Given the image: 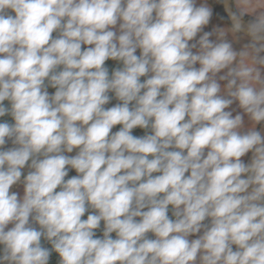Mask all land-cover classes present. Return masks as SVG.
I'll return each instance as SVG.
<instances>
[{
    "label": "clouds",
    "instance_id": "1",
    "mask_svg": "<svg viewBox=\"0 0 264 264\" xmlns=\"http://www.w3.org/2000/svg\"><path fill=\"white\" fill-rule=\"evenodd\" d=\"M238 6L239 50L197 0H0V264H264V2Z\"/></svg>",
    "mask_w": 264,
    "mask_h": 264
},
{
    "label": "crops",
    "instance_id": "2",
    "mask_svg": "<svg viewBox=\"0 0 264 264\" xmlns=\"http://www.w3.org/2000/svg\"><path fill=\"white\" fill-rule=\"evenodd\" d=\"M206 3L204 0H197V3ZM262 2H264V0H262ZM206 5L211 8V6L206 3ZM232 6L234 8V10L237 12V13H240V8L238 6V0H232ZM262 9H257V11H260ZM256 13L255 12H252V11H249L247 12L246 14H244L243 16L248 18V19H251L253 20L254 17H255ZM213 28H219V29H222L225 33H226V37L229 41H231L233 43V46L235 48H237V50H239L246 42H247V39L248 37H246L245 35L239 33V32H234L232 30V26L229 27V25L227 24H224V23H221L219 21H216L215 19H213V16L211 18V22L208 26H206L205 28V31H209V30H212ZM213 39H215V37H212ZM139 54V50H138V53ZM106 67H108L109 69V73L111 74L112 70L116 67H120L121 65L117 62V61H113V60H108L106 61ZM49 93L52 94L55 92V89L54 88H49L48 89ZM5 106L6 107H10L9 105V102L8 101H5ZM105 107H112V106H105ZM232 107H236V105H233ZM239 111V109H238ZM235 114V113H234ZM245 120L247 122V117H245ZM7 121L8 123H14V121L12 120L11 116L9 115H6L4 117H0V122H5ZM261 126H257V128L259 129ZM120 128L118 126H115L112 131L113 132H116L118 131ZM8 144V143H7ZM6 144V145H7ZM6 145L4 146L6 148ZM78 150L74 149L72 153H65V155H68V156H74L76 155ZM250 158H251V153L247 154L245 157H243L242 159L247 163V162H250ZM30 163V161H29ZM28 171H30V169L26 166L24 169H23V174L24 175H27ZM21 179L23 180V176L21 177ZM59 190V189H58ZM10 191H13V192H17L19 194V197L22 198L23 197V194H24V186L22 183L20 184H17V185H14ZM169 216L171 218L174 219V217H172V213L171 211L169 212ZM12 225H9V227H11ZM38 227V226H37ZM202 234V233H200ZM200 234H197L196 236H191L189 237V239H195L198 237V235ZM154 238V237H153ZM42 244H46L48 245L50 248H51V245L48 244L46 241H43L42 240ZM55 255L58 256L57 253L53 252Z\"/></svg>",
    "mask_w": 264,
    "mask_h": 264
},
{
    "label": "built area",
    "instance_id": "3",
    "mask_svg": "<svg viewBox=\"0 0 264 264\" xmlns=\"http://www.w3.org/2000/svg\"><path fill=\"white\" fill-rule=\"evenodd\" d=\"M53 35L55 36L56 34L54 33ZM141 79L143 80L144 78H141ZM110 96L113 97L111 100H113L115 103H119V101H117V100L114 98V94L111 93ZM117 126H118L119 128L121 127L120 125H117ZM132 134L135 135V136H143V135H145V130H144V129H140V128H136V129L133 130V133H132ZM11 147H14V145L12 144L11 141H8V144L6 145V148H5V149H7V148H11ZM69 178H71V177H70V173L68 174L67 177H65V180H67V179H69ZM91 211H92V210L89 209V212H91ZM89 212H86V213H85V216L83 217V219H86V218H87V215L89 214ZM137 219H139V218H137ZM102 234H103V222H101V227H100V229H98L97 232H96V235H97L98 237H102ZM112 235H113V237H115V233H113ZM149 236H150L151 238H153L151 233H149ZM43 245H44L45 247L50 248V247H49L48 245H46V244H43ZM0 247H2V246H0ZM49 264H59V256L55 255V254L52 252V254H51V256H50Z\"/></svg>",
    "mask_w": 264,
    "mask_h": 264
},
{
    "label": "trees",
    "instance_id": "4",
    "mask_svg": "<svg viewBox=\"0 0 264 264\" xmlns=\"http://www.w3.org/2000/svg\"><path fill=\"white\" fill-rule=\"evenodd\" d=\"M206 3H208L211 8L213 9V15L214 17L216 18V20H219V21H224V22H228V19L226 17V14L223 10V6H222V0H204ZM235 11V10H234ZM236 12V11H235ZM237 13V12H236ZM239 14V13H237ZM242 19L249 23L250 21H252L251 19H248L246 17H242ZM111 95V93L109 94ZM116 103L113 101V100H110L109 104L105 105V106H113L115 105ZM77 175L76 171L74 170V173L70 174V177L72 176H75ZM170 212V211H169ZM207 222V221H206Z\"/></svg>",
    "mask_w": 264,
    "mask_h": 264
},
{
    "label": "water",
    "instance_id": "5",
    "mask_svg": "<svg viewBox=\"0 0 264 264\" xmlns=\"http://www.w3.org/2000/svg\"><path fill=\"white\" fill-rule=\"evenodd\" d=\"M222 6H223V10H224V12H225V14H226V17H227V19H228V22H229V24L232 26V20H231V18H230V13H229L228 10H226V9H228V8L230 7L231 12H235V11H234V8H233V6H232V0H222ZM235 13H236V12H235ZM243 22H244L245 24H247V22H245L244 20H243ZM239 33H241V34L244 35L243 32H239ZM69 173H70V174L74 173V169H69Z\"/></svg>",
    "mask_w": 264,
    "mask_h": 264
},
{
    "label": "rangeland",
    "instance_id": "6",
    "mask_svg": "<svg viewBox=\"0 0 264 264\" xmlns=\"http://www.w3.org/2000/svg\"><path fill=\"white\" fill-rule=\"evenodd\" d=\"M212 9V8H211ZM213 19H215L216 20V18L214 17V15H213ZM216 21H219V20H216ZM219 22H221V23H224V24H227V25H229V27L231 26L229 23H227V22H224V21H219Z\"/></svg>",
    "mask_w": 264,
    "mask_h": 264
}]
</instances>
